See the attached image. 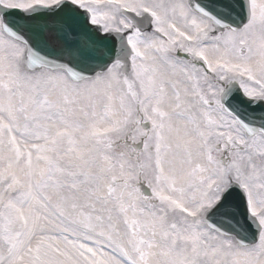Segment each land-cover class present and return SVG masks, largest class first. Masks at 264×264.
<instances>
[{
  "label": "snow or ice",
  "instance_id": "obj_1",
  "mask_svg": "<svg viewBox=\"0 0 264 264\" xmlns=\"http://www.w3.org/2000/svg\"><path fill=\"white\" fill-rule=\"evenodd\" d=\"M0 264H264V0H0Z\"/></svg>",
  "mask_w": 264,
  "mask_h": 264
},
{
  "label": "rangeland",
  "instance_id": "obj_2",
  "mask_svg": "<svg viewBox=\"0 0 264 264\" xmlns=\"http://www.w3.org/2000/svg\"><path fill=\"white\" fill-rule=\"evenodd\" d=\"M140 139V138H137V140Z\"/></svg>",
  "mask_w": 264,
  "mask_h": 264
},
{
  "label": "bare ground",
  "instance_id": "obj_3",
  "mask_svg": "<svg viewBox=\"0 0 264 264\" xmlns=\"http://www.w3.org/2000/svg\"><path fill=\"white\" fill-rule=\"evenodd\" d=\"M143 138V137H142Z\"/></svg>",
  "mask_w": 264,
  "mask_h": 264
}]
</instances>
